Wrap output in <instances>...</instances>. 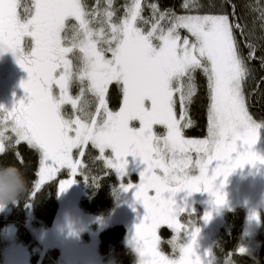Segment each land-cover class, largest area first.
Segmentation results:
<instances>
[{
  "label": "rangeland",
  "instance_id": "rangeland-1",
  "mask_svg": "<svg viewBox=\"0 0 264 264\" xmlns=\"http://www.w3.org/2000/svg\"><path fill=\"white\" fill-rule=\"evenodd\" d=\"M56 13L57 18L66 14L75 17L82 38L70 48L62 43L57 33L52 39L60 67L54 68L59 71V90H53L51 96L65 121L66 133L62 153L56 159L50 160L42 154L37 187L52 180L58 169L75 173L78 163L73 158L74 151L86 142L101 151V158L122 182L117 191L116 211L106 218L86 215L79 206L82 189L75 182L61 183L59 218L53 229L34 231L39 243L36 252L41 255L57 247L59 252L54 264H115L100 254L99 232L110 225L124 224L129 230L128 242L138 255V264H218L213 244L225 224V213L219 214L210 226L206 211L198 215L193 213L188 223L178 220L170 224L171 238L161 237L157 230L155 234L160 239H151L153 213L150 204L170 192L175 198L182 194L197 199L206 194H227L232 198L230 193L239 192H226L223 188L238 184H249L264 193V127L250 116L242 84L234 80L232 69H236L239 62L228 20L223 15L181 17L179 23L194 36L195 43L176 40L174 29L164 38L158 37L160 44L157 46L136 25L139 2L129 7V16L122 24H109L108 28L101 29L88 24L79 0H60ZM11 33L15 37L20 30H11ZM72 49L83 54L81 72L69 70ZM203 59L209 65L213 89L209 132L205 138H185L179 127L181 116L176 115L173 107V95L178 88L174 84L189 67L205 65ZM1 63L0 81L4 72ZM75 79L86 81L87 88L96 94H101L112 82H122L123 109L117 113L106 111V121L102 124L66 119L63 106L76 103L70 94V80ZM152 88H158L161 93L162 114L166 113L167 126L164 134H159L160 131L155 134L150 151L146 153L142 149L145 131L140 112L142 104L147 110H151V104L149 100L141 104L138 96ZM100 108H105L103 102ZM7 132L15 133L18 141L38 143L29 123L10 117L1 108L0 150ZM106 150L111 151L112 158L104 156ZM4 195L5 188L0 182V213L7 214ZM256 198L260 202L261 198ZM240 205L246 206L245 247L241 251L252 252L258 244L257 231L264 201L258 207H250L252 204L248 202ZM92 225L97 229H92ZM2 237L5 250L2 264H32L30 252L19 242L14 227L5 228ZM189 254H193L197 262Z\"/></svg>",
  "mask_w": 264,
  "mask_h": 264
},
{
  "label": "trees",
  "instance_id": "trees-1",
  "mask_svg": "<svg viewBox=\"0 0 264 264\" xmlns=\"http://www.w3.org/2000/svg\"><path fill=\"white\" fill-rule=\"evenodd\" d=\"M79 2L84 18L96 29L108 28L109 24H122L129 16V7L139 2L136 25L157 46L160 44L158 37L162 35L164 38L167 33L174 32V29L176 40L195 43L194 36L179 23L181 17L225 16L239 62L238 67L232 69L234 80L242 84L250 116L264 127V0H79ZM81 38L82 33L77 20L68 19L61 32L62 43L70 47ZM69 58L71 62L69 70L74 73L81 72L82 52L72 49ZM203 62L205 65L189 67L174 84L178 88L174 92L173 107L176 115L181 116L179 127L185 138H205L209 132L213 89L209 65L204 59ZM70 81V94L76 103L75 105L67 103L63 106L66 119L78 118L88 123L102 124L106 121V111L117 113L123 109L125 91L122 82H112L105 86L101 94H96L87 88L86 81L80 82L77 79ZM138 100L140 101L139 98ZM102 102L105 108L101 109ZM42 154L38 143L18 141L12 132L5 134L0 150V182L5 188L4 206L9 212L0 213V264L5 254L2 233L5 228L11 226L15 228L19 242L29 250L32 264H54L58 248H49L40 255L36 252L39 243L33 233L55 227L61 211V183L75 182L82 189L83 196L79 200V206L86 215L92 218H106L114 215L116 211L117 191L122 180L101 158V151L90 142L84 143L74 151L73 158L78 163L75 173L69 169H58L52 180L38 188ZM104 154L108 158L113 157L110 150H106ZM231 188H244L246 199L252 197V200L260 192L249 184H238ZM183 195L185 194L175 198V194L170 192L154 201V204H150L153 217L158 216L172 198L178 200ZM253 203L250 207L260 206L257 202ZM245 207L239 205L225 214V224L216 235L213 244V254L217 257L218 264H264V210L257 231V248L252 252L241 251L245 241ZM160 216L164 217L163 214ZM170 224L160 228L161 237L171 238ZM91 228L97 229V226L92 225ZM128 236L129 230L124 224H114L102 229L99 232L100 254L106 259H112L115 264H138V255L129 244ZM157 238L160 239L159 236ZM202 245L206 248L204 243ZM189 257L197 262L193 254H189ZM204 258L207 259L206 256Z\"/></svg>",
  "mask_w": 264,
  "mask_h": 264
},
{
  "label": "flooded vegetation",
  "instance_id": "flooded-vegetation-1",
  "mask_svg": "<svg viewBox=\"0 0 264 264\" xmlns=\"http://www.w3.org/2000/svg\"><path fill=\"white\" fill-rule=\"evenodd\" d=\"M59 2L60 0H0V61L4 69L0 81V110L2 108L15 119L21 118L29 126L31 120L24 110L30 104V95L35 93L43 98L53 90H59V71L54 68L60 65V61L54 53L52 39L55 33L61 37L68 19H75L70 14L57 18L56 7ZM15 29L20 30V33L13 37L11 30ZM139 99L149 100L151 104V110H147L141 102L140 112L142 122H145L143 137L146 143L144 149L147 150L150 149L147 143L151 136L147 135L146 127L151 126L152 138L156 131H164L167 126L166 113L162 114L161 93L158 88L141 94ZM230 196L232 198L227 194H206L200 199L196 196H181L173 205H165L161 209L158 216L163 214L164 217L159 219L164 224L152 229L151 223V239L157 237L155 233L162 226L169 225L184 214L198 215L206 211L211 219L241 204L245 198L243 191L230 193ZM257 201L259 202L258 199ZM253 202L256 200L253 199L252 204ZM154 219L156 220L152 216V222Z\"/></svg>",
  "mask_w": 264,
  "mask_h": 264
},
{
  "label": "water",
  "instance_id": "water-1",
  "mask_svg": "<svg viewBox=\"0 0 264 264\" xmlns=\"http://www.w3.org/2000/svg\"><path fill=\"white\" fill-rule=\"evenodd\" d=\"M24 112L31 120L32 130L42 151L50 160L56 159L63 149L65 124L54 99L50 96L40 98L39 94H31L30 104ZM162 223V220H154L153 228Z\"/></svg>",
  "mask_w": 264,
  "mask_h": 264
},
{
  "label": "bare ground",
  "instance_id": "bare-ground-1",
  "mask_svg": "<svg viewBox=\"0 0 264 264\" xmlns=\"http://www.w3.org/2000/svg\"><path fill=\"white\" fill-rule=\"evenodd\" d=\"M61 38V37H60ZM67 47V46H66ZM68 48H70V47H68ZM71 51V50H70ZM70 54V53H69ZM70 67H71V62H70ZM144 94V93H143ZM139 97V96H138ZM61 115V114H60ZM63 118V117H62ZM64 121V120H63ZM64 124H65V121H64ZM136 124H137V122H136ZM30 127H31V125H30ZM143 127L145 128V122L143 121ZM32 128V127H31ZM145 131V130H144ZM146 132H147V135L148 136H151V137H149V141L150 142H148L147 143V145H149V148H150V146H151V142H152V130H151V126L149 125L148 127H146ZM157 132H159V131H156L155 132V134L157 133ZM34 133V132H33ZM65 133H66V125H65V131H64V134H63V137H62V139L64 138V135H65ZM163 133V131L162 132H159V134H162ZM145 134V133H144ZM35 135V134H34ZM36 137V136H35ZM36 140H38L37 139V137H36ZM145 142V141H144ZM38 143H39V141H38ZM39 146H40V144H39ZM145 146H146V143H145ZM145 146H143L142 147V149H143V151H145L146 153H148L149 151H150V149H144L145 148ZM63 147H64V145H63ZM41 148V147H40ZM42 150V149H41ZM62 153V152H61ZM151 164L153 165L154 163L151 161ZM227 189H233V188H227ZM257 197V196H256ZM256 197H254V200H256L257 198ZM175 201L176 200H173V201H170L169 202V204L168 205H173L174 203H175ZM243 202H250L251 204H252V197L251 198H249V199H246V198H244V201ZM168 205H166V206H168ZM240 205V204H239ZM239 205H237V206H239ZM237 206H234V207H237ZM234 207H232L231 209H233ZM231 209H229V210H231ZM229 210H227V211H229ZM227 211H225V212H222V213H225L226 214V212ZM190 216H192V214H184L183 216H181L180 218H178V219H176V220H174V221H178V222H180V223H188L189 221H187V219H189V217ZM161 217V216H160ZM217 216H213V218H211L210 219V217L208 216V222H207V225L208 226H210V224L211 223H213V221H214V219L216 218ZM157 219L158 220H161V219H159V217H157ZM163 221V220H162ZM173 221V222H174ZM164 222V221H163ZM172 222V223H173ZM165 223V222H164ZM212 227H214V225H211Z\"/></svg>",
  "mask_w": 264,
  "mask_h": 264
}]
</instances>
